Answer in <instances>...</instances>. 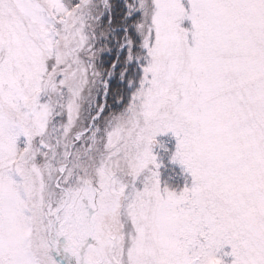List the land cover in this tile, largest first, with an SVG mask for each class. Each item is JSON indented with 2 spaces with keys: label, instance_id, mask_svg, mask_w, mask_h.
<instances>
[{
  "label": "snow or ice",
  "instance_id": "snow-or-ice-1",
  "mask_svg": "<svg viewBox=\"0 0 264 264\" xmlns=\"http://www.w3.org/2000/svg\"><path fill=\"white\" fill-rule=\"evenodd\" d=\"M0 264H264V0H0Z\"/></svg>",
  "mask_w": 264,
  "mask_h": 264
}]
</instances>
